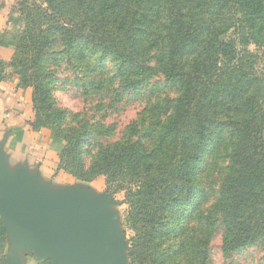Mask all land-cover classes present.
<instances>
[{
    "label": "trees",
    "instance_id": "obj_1",
    "mask_svg": "<svg viewBox=\"0 0 264 264\" xmlns=\"http://www.w3.org/2000/svg\"><path fill=\"white\" fill-rule=\"evenodd\" d=\"M37 1L36 14L26 10L35 38L19 44L30 58L15 69L33 86L35 119L48 118L65 144L58 168L125 192L128 225L146 234L139 255L152 250V264L169 254L174 264H210L218 231L225 260L264 245V77L244 53L246 39L264 44V0ZM245 12L238 48L226 36ZM73 90L102 112L153 101L116 140L107 113L94 120L61 107L56 94ZM212 155L227 162L217 192ZM175 227L177 242L163 247Z\"/></svg>",
    "mask_w": 264,
    "mask_h": 264
},
{
    "label": "water",
    "instance_id": "obj_2",
    "mask_svg": "<svg viewBox=\"0 0 264 264\" xmlns=\"http://www.w3.org/2000/svg\"><path fill=\"white\" fill-rule=\"evenodd\" d=\"M0 142V218L9 253L0 264L26 256L51 264H129L116 200L82 185L54 187L28 162L12 165Z\"/></svg>",
    "mask_w": 264,
    "mask_h": 264
},
{
    "label": "rangeland",
    "instance_id": "obj_3",
    "mask_svg": "<svg viewBox=\"0 0 264 264\" xmlns=\"http://www.w3.org/2000/svg\"><path fill=\"white\" fill-rule=\"evenodd\" d=\"M36 6L41 7L43 6V4L38 2L37 0H0V80L13 82L15 84V88L17 89L30 90L31 102L30 105H28V110L26 109V112L28 111L30 113L31 118L30 121L27 123L29 124L31 131L38 134L36 144L45 146V149H47L49 144H51V149L53 151L58 149L57 151H59L60 153V151L64 148V142L55 139L51 131L50 123L46 122L48 118L40 114L42 120L45 121L44 124L41 121L35 119V117L37 116V105H35L33 102V86L30 85L27 88L24 87V85H22L23 79H21L22 77L18 75L15 69L17 65V58H19L20 56L24 57V59L26 60L30 58L28 53H25V55L21 53V50H19V44L23 39L31 36L32 34L31 33L30 35H27V26H29V24H32V19L28 16L26 10L32 11L36 14L37 11L34 10L36 9ZM247 14L248 13L245 12L242 15L237 16V20H239V23L237 25L238 27L236 29L235 34L233 36H226V40L234 39L238 48L241 44H244L245 42L241 37L239 38V36H247L246 32L241 29V26L242 28L246 27V22L249 20ZM244 17H246L247 19H245ZM32 38L35 37L31 36V39ZM246 41L248 45L247 49H244V53L247 52V54L251 55L252 62L254 63V65H251L250 67L255 69L260 77H264V44L263 46H257L255 45V43H253L250 38L246 39ZM17 70L21 69L18 67ZM171 95H173V93H171ZM56 96L61 107L70 110L73 114L80 115L82 118H93L94 120H100L101 115L107 113L106 123L109 125H116V140L122 136V133L124 132L125 128L132 121L137 119V117L145 109L147 103L151 101L145 97L137 100H128L123 102L116 110L108 109L105 112H102L101 110H96V105L99 102L98 99L93 98L85 100L81 96L79 91L73 90L69 93L58 92ZM6 137H8V141L6 143L5 149L7 154H9L7 149L10 151L12 149V143L14 141L13 130L8 127H0V142H2L3 139ZM220 158L221 157L213 156V171H210V177H208V185L210 187L213 186V190L215 192L218 191L220 180L223 174L225 173V168L227 166V162L224 160H219ZM23 162L25 161H20V163ZM12 165L16 164L13 163ZM54 171L56 174L59 173V175L62 176L57 175L58 177L55 181H46L42 177L41 179L44 182L53 185L54 187H72L76 185H82L91 188L98 194L107 191L110 195H112L114 200H116L117 202V206L115 207V209L119 213L123 235L128 243L127 252L129 264H152V258L155 256V253L152 250L148 251L145 254V258H142L139 255V244L143 243L146 234L142 231L141 225L134 230L132 227H129L127 218L129 213L133 214V212L125 200V192H117L112 190L111 187L107 186L106 179L103 176H98L91 183L79 181L72 175L60 170L58 168V162L55 165ZM212 202H214V200H210L207 205L210 206ZM176 219L177 215L173 216V220ZM168 231H170V228L168 229ZM168 231H165L161 236V240L163 241V247H172L177 242L176 240H178V231L176 227L171 233H168ZM4 232L5 235L2 234V231L0 229V263L9 253V242L7 239L5 227ZM221 242L222 234L220 231H218L213 237V241L211 244L210 264H264L263 244H256L248 248L243 253L236 255L231 260H225L221 252ZM130 252L133 256V262L131 261ZM167 260L168 261L166 264H174L173 260L171 261L170 254L167 255ZM24 264H51V261H38L33 256H26L24 258Z\"/></svg>",
    "mask_w": 264,
    "mask_h": 264
},
{
    "label": "crops",
    "instance_id": "obj_4",
    "mask_svg": "<svg viewBox=\"0 0 264 264\" xmlns=\"http://www.w3.org/2000/svg\"><path fill=\"white\" fill-rule=\"evenodd\" d=\"M30 102V90H20L15 88L13 82L0 80V127L13 130L12 149L11 151L7 149L11 164L28 161L31 168L39 170L44 180L55 181L59 175L54 171L59 151L58 149L53 151L51 144L47 149L36 144L38 134L32 132L27 123L31 118L30 113L26 112Z\"/></svg>",
    "mask_w": 264,
    "mask_h": 264
}]
</instances>
